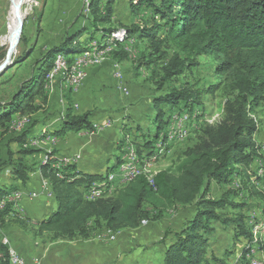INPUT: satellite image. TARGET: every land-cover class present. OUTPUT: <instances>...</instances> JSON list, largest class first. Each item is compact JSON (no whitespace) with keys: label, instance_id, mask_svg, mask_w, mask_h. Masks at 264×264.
<instances>
[{"label":"trees","instance_id":"16d2710c","mask_svg":"<svg viewBox=\"0 0 264 264\" xmlns=\"http://www.w3.org/2000/svg\"><path fill=\"white\" fill-rule=\"evenodd\" d=\"M114 1L90 0L87 17L81 12L85 26H73L65 31L60 44L42 53L33 74L10 94L0 98V142L13 133L11 130L19 131L10 129L15 115L30 125L16 133L21 135L11 141L17 144L18 150L8 151L7 160L0 162L8 169L12 182L10 186L0 187V228L8 219L22 221L24 225L28 223L27 219L14 214L11 204L1 208V202L18 190L17 184L24 186L33 170H37L57 208L47 218L36 221L30 232L38 237L44 236L49 243L74 239L86 241L97 231L115 234L135 230L144 222L160 220L166 212L194 208L193 217L181 226V232L174 236L173 242L165 244L166 235L160 241L165 245L161 264H226L225 259L213 255L208 258L210 242L207 236L214 233L212 222H219L223 228L233 226L234 239H245L246 244L255 241L253 247L260 246L259 252H262L264 239L254 240L253 234L257 221L250 223L244 218L247 208L235 200L238 191H226L218 199H212L210 187L214 183L229 185L234 176L242 182L248 181L246 172L261 149L253 139L257 131L253 114H257V108L264 113V0H132V8H150L155 19L149 28H125L123 41L111 40ZM97 33H100V39L95 40ZM130 39L138 43L144 41L149 54L143 57L139 66L150 70L151 76L156 77L157 90L162 92L152 103L156 110L151 121L152 137L146 139L139 124L132 127L122 125V137L118 143L120 153L113 166L106 169L105 176L79 171L75 164H64L54 158L45 163L29 164L28 159L40 152L39 148L31 146L34 140L62 137L72 131L92 133L94 130L89 120L91 113H75L67 97L61 125L28 137L32 127L31 115L42 110L48 101L45 79L56 57L62 55L66 65L63 77L71 78L74 59L88 52L91 42L95 41L101 50L111 47L113 58L122 61L129 55L123 49ZM33 51L31 49L17 62L28 59ZM198 56L213 57L217 64L214 66V83L197 95L195 90L175 87L174 83L191 71ZM63 87L68 89L66 85ZM4 92L2 90L0 94ZM203 94L220 99L221 121L200 125L185 140L188 144L173 168L159 170L151 176L143 173L121 182L118 170L124 163V151L129 149L132 152L142 172L140 165L146 164L143 161L159 162L167 158L170 152L167 137L160 135L165 132L173 114L187 112L190 115L193 108L202 109L200 99ZM157 141L160 145L158 148L154 145L152 151ZM253 179L251 183L257 188L264 180L256 171ZM113 181L123 187L109 195ZM97 188L102 192L98 194ZM261 188L264 191V185ZM89 190L94 191L92 200L86 197ZM228 212H232L229 217ZM246 244L241 254L242 260L248 264L246 256L252 247L246 248ZM10 255L0 243V264H9Z\"/></svg>","mask_w":264,"mask_h":264},{"label":"rangeland","instance_id":"374dc122","mask_svg":"<svg viewBox=\"0 0 264 264\" xmlns=\"http://www.w3.org/2000/svg\"><path fill=\"white\" fill-rule=\"evenodd\" d=\"M106 0H102L104 2ZM134 1V0H133ZM10 2L11 0H0V64L4 61L6 57V51H7V23L9 20V8H10ZM90 0H87L86 3L89 6ZM100 4L102 6L103 4ZM132 0H115L112 4V8L114 10V14L112 17L113 20V26L114 30L110 33L111 34H125L124 29L130 28V27H143V28H149L152 24L153 20L155 19L152 14V9H145V8H132L131 4ZM47 3V0H22L21 1V13L24 21V26L22 29V34L19 40V43L16 45V47L13 50V55L10 59V62H15L8 70L4 72L3 75L0 76V88H2L3 91H5L2 94H0V98H3L6 96V94H10L11 90L16 89L21 82H24V80L28 79L30 75L33 74V72L36 70L38 66V60L41 58L40 52L38 50L40 49L41 52L46 49L43 48V42L47 40V32H45V25L39 21V15L42 13V10L44 9L45 5ZM136 3V2H133ZM86 7V4L83 5ZM66 9H68V23L67 26L70 27H82L85 26V21L83 20V15L81 11V1L76 0L75 2L69 1V3L64 2V6ZM82 8V10H83ZM71 10V11H70ZM31 11V13H30ZM69 13L71 15H69ZM29 15V16H28ZM86 16V15H85ZM67 18L61 19L60 21L63 23L65 22ZM85 22V23H84ZM84 23V24H83ZM69 27V28H70ZM89 29V28H88ZM90 30V29H89ZM94 32V30H91ZM100 33L95 34V40L100 39ZM115 34V35H116ZM86 37V36H85ZM21 41V39H23ZM122 45V44H121ZM124 45V44H123ZM116 47V46H115ZM124 48L122 49L126 51H129V57L130 59H126L124 61H118L117 59H114L113 52L110 53V55L105 56L103 63L106 62L107 59H110V57H114V60H117L120 64V67H123V65H127L131 72L133 73L132 81L134 84H129L131 86V90L135 93L134 95H138V97L129 104V109L132 110H141V115H138L136 112H129L128 115L125 116L123 120L130 126H134L136 123H140L143 130L146 133V139H150L153 135V128L151 126L152 117L155 114V107L152 104L154 97L159 96L162 92L157 90L156 83L154 79L156 77H153V75L150 70H147L143 65L139 66V63L143 59L148 51L145 50L144 41H140L138 43L134 39H130L129 43L124 45ZM34 49L32 52V55L22 61H20L21 57H24L28 54V52ZM116 48L114 49V51ZM172 51H170L171 54ZM128 55V54H127ZM58 57H62V55H59ZM54 60V63L56 62L57 58ZM63 58V57H62ZM78 58V57H77ZM76 58V59H77ZM64 61V60H63ZM75 61V59H74ZM73 61V63H74ZM53 63V65H54ZM64 66L65 65V62ZM102 63V64H103ZM196 65L191 67V71L185 76H182L178 82L174 83L175 87L184 86L189 87L196 91L197 95L201 94L200 92H203L205 88H207L209 85H212L215 81L214 76V66L217 64L216 60H214L213 57L208 58L204 56H198L195 58ZM53 69V68H52ZM51 69V70H52ZM50 70V74H51ZM51 83L47 84V94L48 96H51V93L48 92V90H51V86L55 87L56 82H54L52 85ZM64 85V84H63ZM65 86V85H64ZM5 88V89H4ZM2 90L0 92H2ZM72 92V91H71ZM68 89L64 88V98L62 99L66 102V97H69V94L71 93ZM201 107L193 108L192 114H187V112L183 113L182 115L173 114L171 117V122L168 124V126L165 129V132L162 133L160 136H166L167 137V145L170 148V152L167 154V158L155 162L150 161L146 162L143 161L144 165H140V167L143 168V173L147 174L148 176H151L152 174L156 173L159 170L166 169V168H173L176 163L178 162V158L181 156L182 149L188 142L185 140L192 136L195 130L198 129L200 125L203 124H213L218 123L221 121V108H220V99L217 97H211L208 94L201 95ZM148 102V105L147 103ZM139 108V109H138ZM257 114H253V118L256 122L257 131L253 135V139L257 145H260V152L258 153L257 157L254 159L253 163L250 165V169L247 170L246 174L248 175V181H240V179L237 176H234L232 182L229 185H217L212 184L211 189V198L212 199H218L223 193L226 191H234L237 190V197L235 200L239 203H243L246 206V210H244L243 216L247 220H249L250 223H253V221H257V224L255 225L253 229L254 234V240L258 239H264V191L261 190V186L264 185L260 183V187L254 183H251V180L254 181V171H256L259 174V178H264V173L261 174L264 170V113L259 108H257ZM189 115V116H188ZM201 115V116H200ZM200 116V117H199ZM17 115L13 117V119H16ZM183 118V119H182ZM199 118V120H198ZM198 121H197V120ZM19 123L21 120L18 118ZM198 123L197 127H195V123ZM25 123V122H24ZM185 123V124H184ZM175 125V126H174ZM30 128V127H29ZM146 130H145V129ZM169 128V129H168ZM11 129V125H10ZM187 129V130H186ZM189 129V130H188ZM185 131H187V135H185L179 144H176L178 142V137H181L184 135ZM19 133V131H13L11 130L10 133ZM170 133V134H169ZM168 135V136H167ZM172 136V137H171ZM37 142L33 141L32 143ZM154 145L156 148L160 145V141H157L152 146V151L154 148ZM130 150H134L130 148ZM116 152L115 150H113ZM80 155V159L75 160L74 158H67L62 156H55L54 153L47 152L45 157L42 158L41 163L47 162V160H50V157L52 156L54 159H57L58 161L63 162L64 164H73L75 162L76 165L80 164L81 161V153H78ZM74 154L72 156L78 155ZM115 154V153H113ZM70 156V157H72ZM112 155L109 154L108 157H111ZM51 157V158H52ZM123 159V156H122ZM125 162V160H122ZM77 162V163H76ZM140 164V163H139ZM3 165H0V171L3 169ZM262 167V168H261ZM257 168V170H256ZM6 170V169H5ZM101 173V172H99ZM102 175L104 174L101 173ZM139 176V175H137ZM134 176L133 178L137 177ZM42 187L46 191V185L45 182L42 185ZM123 186H120L118 184V181H113L110 183V193L109 195L113 194L114 191L121 188ZM19 189L14 191L13 194H18ZM89 193L86 195L88 198L89 195H93L94 191L89 190ZM96 193V192H95ZM101 193V192H100ZM97 195V194H96ZM94 196V195H93ZM231 199L232 197L229 196ZM92 200L93 198H89ZM52 206L54 207L53 210L57 207V203L55 201L52 202ZM221 213V211H220ZM194 214V208H186V209H178L174 211L166 212L160 220H157L155 222H144L140 225L139 229H136L135 231H120L116 232V237L114 241L106 243L105 241H101L99 236L103 235L106 238H113V234H109L106 231H97V233L94 234L93 238L89 240L99 241L100 243L103 242L104 245H106L107 251L103 253L104 257L106 259L110 258L111 249L113 248V245L121 238V243L125 246L127 245H134L135 248L139 247L144 253L146 251L145 256H151L152 252H154L155 248H157L160 244V241L164 238L166 235V241L165 244H170L173 242V238L177 233L181 232V228L185 225L186 221L188 219H191ZM232 215L231 213H227V216ZM250 217H256L255 220H250ZM22 219H25V217H20ZM246 222V221H245ZM6 223H10L13 227L14 226H21L22 221L19 220H12L8 219ZM247 224V223H246ZM183 225V226H182ZM182 226V227H181ZM212 228L214 229V233L212 235H208L207 238L210 242V253L209 257L213 255L215 258L218 257L220 259H225L226 264H246L245 259L242 260V252L243 246L246 244L245 239H234V228L233 226H228L227 228H223V226L219 222L211 223ZM142 227V228H141ZM24 228V227H23ZM261 228V234H259V231L257 229ZM252 232V229H251ZM112 235V236H111ZM42 243L50 244L45 240V237L42 239ZM87 241V240H86ZM110 244V245H109ZM255 245V241H252L250 244H246V248H250L251 251L254 250L255 253L259 251L261 248L253 246ZM163 251L158 249L155 252V258H152V262L150 264H160L161 258H163ZM151 254V255H150ZM134 251L127 252L124 251L122 255H116L110 258V261L107 264H125L124 261H126L127 264H129V260H135L140 258V255L136 256ZM247 255V254H246ZM261 264H264V261L261 262Z\"/></svg>","mask_w":264,"mask_h":264},{"label":"crops","instance_id":"0c3cea01","mask_svg":"<svg viewBox=\"0 0 264 264\" xmlns=\"http://www.w3.org/2000/svg\"><path fill=\"white\" fill-rule=\"evenodd\" d=\"M69 1L75 2L76 0H47L42 13L39 15V21L45 25V32H47V40L43 42L42 49H44V47L47 48L42 52L39 49L38 52H40V54L50 49L51 46L60 44L64 38L65 31L73 28L67 26V24H69V16L67 15L68 9L63 7L64 2L69 3ZM69 15L71 14L69 13ZM65 18L67 19L62 23L60 20ZM127 59H130L129 55H127ZM111 66L115 71L124 73V84L126 89L130 92L129 98L124 96L115 86V82L112 78ZM130 72L131 70L127 65L120 67L118 61L113 60L112 57L107 59L105 63H101L100 67H91L88 69L87 79L75 92L69 94V101L72 102V105H77V109L74 110L75 113L90 112L91 116L89 120L91 123L101 124L104 121H108L110 122V126L106 129L95 131L92 135L87 131L81 130L69 132L62 137L49 136L39 141L36 148H39L40 152L34 154L32 158H29L28 163H40L47 152L54 153L56 157L62 156L67 158H71L70 156L74 154L81 153L82 158L80 164L76 165L75 162H73L77 170L88 174H101L104 171L103 176H105L107 174L106 169L113 166L115 158L120 153L118 146L122 137L120 127L127 124L123 119L129 112L137 111L132 109L130 111L127 109L129 104L138 97V95H134L135 93L131 90V86L129 85L131 83L134 84L132 81L133 73ZM63 86L62 81L58 79L53 93L50 92L51 96H48L46 105L42 110L31 115L32 127L30 129L28 128L30 131L28 137L35 136L40 132L52 131V129H56L61 125L63 121L61 117L64 118V111L67 107V100L65 102L62 99L64 96ZM146 103L148 105V102ZM141 112V110H138V115H141ZM136 124L141 125L140 123ZM127 125L130 126L129 124ZM17 135L21 134H8L0 142V162L7 160L8 151L15 152L18 150L17 144L11 143L12 139ZM109 154L112 156L108 157ZM74 159L77 160V162L79 160V158ZM5 169L6 168H3L0 171V187L12 185L8 169ZM44 182L41 174L37 170H33L32 174L29 176L28 182L24 186L17 184L19 191L22 189L24 192L36 194L32 199L26 198L20 203V208L23 214H25V219L28 220V223L14 227L10 223H6L0 228L1 232H5L9 236L13 246L19 254L24 257L27 264H107L111 256L115 258L117 254L122 255L124 251H134L135 254H137L136 256L140 255L138 259L129 260V264H150V262L153 261L152 258H155V256L152 255H155L158 249L161 248L163 251L162 253H164L165 245L159 244L154 252H152V255L150 254L151 256H145L144 253L146 254V251L143 253V249L139 247L135 248L134 245L129 244L125 246L124 244H120L121 238L116 241L113 248L110 250L111 254L109 255V261L103 255V253L107 251L106 245H104L103 242L74 239V241H55L54 243L45 245L42 243V240H40V238L42 239L44 236L38 237L30 232V229L35 228L36 221L47 218L57 208L53 210L54 207L52 206V202L54 199L48 190L46 182V191L44 189L46 197L42 192L41 186ZM116 234H113V238L116 237ZM99 238L102 241V236H99ZM124 263L127 264L126 261H124Z\"/></svg>","mask_w":264,"mask_h":264},{"label":"built area","instance_id":"2783aa9c","mask_svg":"<svg viewBox=\"0 0 264 264\" xmlns=\"http://www.w3.org/2000/svg\"><path fill=\"white\" fill-rule=\"evenodd\" d=\"M80 1H81V11H82L83 5L86 4L87 0H80ZM82 13H83V11H82ZM124 49H126V48H124ZM100 66H101V64L96 61V54L90 53L88 56H86L84 58L75 59V71H73L74 73L71 75V78H64L63 72H62V66L60 65V62H57V64H55V67L51 70L50 78L47 79L46 83L52 82V84H53L54 82L58 81V79H59L62 81V83H65V85L68 87V90H70V92L71 91L75 92L84 83V81L87 79L88 69H90L91 67L96 68V67H100ZM111 71H112V78L115 82V86L117 87V89L119 91L122 92V94L124 96L129 98L130 92H129V90L126 89L125 84H124V73L115 71L114 69H112V66H111ZM44 89H45V86H44ZM48 92L53 93V87L51 90H48ZM60 102H61V100H60ZM76 109H77V105H73V110H76ZM61 119H63V118L61 117ZM197 125H198V123H195V127H197ZM27 126H30V125H26V123H19L18 117H16V119H13L11 122V129H19V133L22 132ZM109 126H110V122H108V121H104L101 124H93L94 130L90 134L92 135L93 133H95V131L106 129ZM185 135H187V131H185L184 135H182L181 137H178V142L176 144H179L181 139ZM129 139L131 141V136H129ZM38 143H39V141L34 142L31 144V146L36 148L38 146ZM73 158H79L80 159V155L78 154V155L72 156L71 159H73ZM122 160L126 161V168L122 169L124 171V177L122 179H125L127 176H129L131 173H133L135 171L134 170L131 171V161H130L129 157L126 156V151H124V156H123ZM104 178H106V177H104ZM122 179H120V180H122ZM262 183H264V180ZM41 189H42V192L44 193V188L42 186H41ZM97 192L99 194L102 191L100 190V188H97ZM44 195L46 197V193H44ZM35 196H36L35 193L24 192L21 189L18 194L9 195L8 197H6L1 202V208L5 204H11L12 211L14 212V214L16 216L25 217V214H23V212L20 208V203H21V201H23L26 198L32 199ZM249 218H250V220L256 219V217H250V216H249ZM257 231H259V234H261V228L257 229ZM114 239L115 238H106L102 233V241H105L106 243H108V242L114 241ZM0 243L8 251H10V254H11V263L10 264H27L24 257L21 254H19V252L15 249V247L13 246V244L11 242V239L9 238V236L5 232L0 231ZM249 258H250V264H256V262H258V261H264V249L262 250V252H256V253L253 250V252Z\"/></svg>","mask_w":264,"mask_h":264},{"label":"bare ground","instance_id":"6f19581e","mask_svg":"<svg viewBox=\"0 0 264 264\" xmlns=\"http://www.w3.org/2000/svg\"><path fill=\"white\" fill-rule=\"evenodd\" d=\"M21 1L22 0H12L10 2V8H9V20H8V23H7V29H6V33H7V40H8V45H7V49L9 48L10 44H13L16 40V29L18 27V14L20 13V16L21 18L23 19L22 17V13H21ZM83 14L85 13L86 17L87 15L89 14V11H88V4L86 3V7L84 6V10H83ZM125 33V32H124ZM116 34V33H115ZM112 34L111 35V40H116V41H123L125 39V34ZM17 43L15 44L14 48L16 47ZM110 49L111 47H107L106 49L104 50H101V49H98V45L95 41L91 42L90 46H89V49H88V52L84 53L83 55L79 56L77 59H81V58H84L86 56H88L90 53H95L96 54V61L98 63H103V60H104V57L105 56H108L109 53H110ZM14 50V49H13ZM12 50V52H13ZM129 52V51H127ZM57 62H60V65L62 66V72L66 70V66H64V61L61 57H58L56 62L54 63L53 67H55V64H57ZM73 71H75V61H74V66L72 67L71 69V72L72 74L74 73ZM50 78V74H48L46 76V81L47 79ZM183 119V118H182ZM195 123V122H194ZM185 124V123H184ZM175 126V125H174ZM169 129V128H168ZM187 130V129H186ZM189 130V129H188ZM170 134V133H169ZM168 136V135H167ZM172 137V136H171ZM159 147V145L157 146ZM127 153L129 152V154H127L126 156L129 157L130 161H131V171H135L133 173H131L129 176H127L125 179H122L124 177V171L122 170L123 168H126V161L123 163V165L119 168V173H118V177L121 180V182H124L126 179H133L134 176H137V175H140V174H143L142 171L139 170V168L137 167L136 165V162H135V159L134 157L132 156V152L129 151V149H126ZM53 158V157H52ZM52 158L50 157V160H52ZM49 161V160H47ZM263 173V172H262ZM261 173V174H262ZM150 178V177H149ZM19 193V192H18ZM95 195H89L88 199L89 198H94ZM264 248V247H263ZM253 250L251 251L250 254H248L246 256V260L248 262V264H250V256L252 254ZM255 252V251H254ZM259 252V251H257ZM261 262L263 261H258L256 262V264H261ZM11 263V255H10V260H9V264Z\"/></svg>","mask_w":264,"mask_h":264},{"label":"water","instance_id":"95a60500","mask_svg":"<svg viewBox=\"0 0 264 264\" xmlns=\"http://www.w3.org/2000/svg\"><path fill=\"white\" fill-rule=\"evenodd\" d=\"M30 13H31V11H30ZM24 21H25V19H22L21 16H20V13H19L18 14V27H17V29L15 31L16 40H15V42L13 44H10L9 48L6 51V53H7L6 57H5L4 61L0 64V76L3 75L4 72L10 68V66L15 64V62H10V59H11V57L13 55L12 50L14 49L15 44L19 43V40H20V37H21V34H22V29H23V26H24Z\"/></svg>","mask_w":264,"mask_h":264}]
</instances>
